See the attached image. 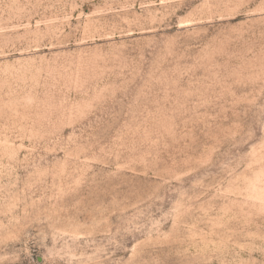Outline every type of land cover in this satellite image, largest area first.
Masks as SVG:
<instances>
[{"label":"rangeland","instance_id":"374dc122","mask_svg":"<svg viewBox=\"0 0 264 264\" xmlns=\"http://www.w3.org/2000/svg\"><path fill=\"white\" fill-rule=\"evenodd\" d=\"M0 264H264V0H0Z\"/></svg>","mask_w":264,"mask_h":264}]
</instances>
